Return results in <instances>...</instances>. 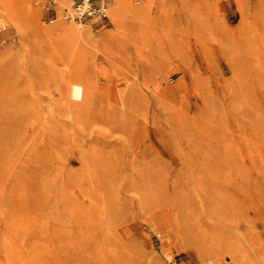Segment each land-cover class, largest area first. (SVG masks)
Wrapping results in <instances>:
<instances>
[{
  "label": "rangeland",
  "instance_id": "374dc122",
  "mask_svg": "<svg viewBox=\"0 0 264 264\" xmlns=\"http://www.w3.org/2000/svg\"><path fill=\"white\" fill-rule=\"evenodd\" d=\"M75 1L0 0V264H264V0Z\"/></svg>",
  "mask_w": 264,
  "mask_h": 264
},
{
  "label": "built area",
  "instance_id": "2783aa9c",
  "mask_svg": "<svg viewBox=\"0 0 264 264\" xmlns=\"http://www.w3.org/2000/svg\"><path fill=\"white\" fill-rule=\"evenodd\" d=\"M110 0H76L69 11L68 19L92 20L98 24L109 21L107 5Z\"/></svg>",
  "mask_w": 264,
  "mask_h": 264
},
{
  "label": "bare ground",
  "instance_id": "6f19581e",
  "mask_svg": "<svg viewBox=\"0 0 264 264\" xmlns=\"http://www.w3.org/2000/svg\"><path fill=\"white\" fill-rule=\"evenodd\" d=\"M67 0H63V3H65ZM72 6V5H71ZM71 6L68 8V9H66V11H65V18L66 19H68L66 16H69V11H70V9H71ZM108 6H109V2H108V5H107V13H108ZM128 10H131V8L130 7H127V6H124L122 3H118L112 10H110L111 11V13L112 14H114L115 15V17H116V19H117V21H119L118 20V17H119V15H122V12H125V11H128ZM68 20H71V21H74L73 19H68ZM65 33L64 34H68V35H75V34H77V31H76V28L75 27H73V26H69V27H66L65 28ZM76 36V35H75Z\"/></svg>",
  "mask_w": 264,
  "mask_h": 264
}]
</instances>
